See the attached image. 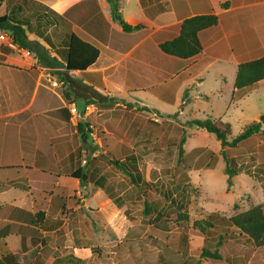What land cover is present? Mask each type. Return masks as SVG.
<instances>
[{
	"label": "crops",
	"instance_id": "1",
	"mask_svg": "<svg viewBox=\"0 0 264 264\" xmlns=\"http://www.w3.org/2000/svg\"><path fill=\"white\" fill-rule=\"evenodd\" d=\"M1 1L29 26L31 49L0 53V254L16 264H87L91 249L78 243L94 237L96 218L108 226L116 223L113 215L126 213L112 198L124 191L109 168L92 160L86 125L96 105L102 107L97 119L104 131L119 138L104 153L139 174L137 157L122 137L137 133L143 115L170 120L200 99L218 98L226 84L224 71L230 73L233 101L264 87L259 81L252 88H234L238 65L264 57V0ZM114 13L133 29L123 31ZM204 14L218 22L198 33V55L181 60L160 51V43L178 36L184 19ZM69 33L98 50L85 71L65 70ZM213 69L222 83L201 89L205 73ZM140 91L176 109L145 106Z\"/></svg>",
	"mask_w": 264,
	"mask_h": 264
},
{
	"label": "rangeland",
	"instance_id": "2",
	"mask_svg": "<svg viewBox=\"0 0 264 264\" xmlns=\"http://www.w3.org/2000/svg\"><path fill=\"white\" fill-rule=\"evenodd\" d=\"M9 9L10 7L3 4L0 14L6 13L11 19H18L13 18V12ZM32 22L33 27H37L34 19ZM43 23L39 27L41 31L46 32L48 28H45ZM0 53L15 55L17 51L0 44ZM1 57L0 60L4 64V56ZM57 64L58 61L55 62V65ZM215 74L214 69L205 73L201 89L208 91L222 83ZM224 76L226 84H222V94L218 98H209L207 101L200 99L191 104V108L184 115L179 116L176 112L170 116V120H163L155 115V121L151 116L143 115V130L140 126L136 134L122 137L123 144L128 148L132 147V152L138 160L140 177L149 181L148 187L139 188L129 176L120 174L111 162L114 158L104 153L105 149L119 142V138L104 131L102 120L97 119L102 107L96 105L92 113L94 118L88 120L89 125L95 129L97 140L92 141L89 137L91 153L95 155L92 160H98L100 165L109 168L108 173L111 171L115 185L124 191L123 197L118 199L114 193L112 198L115 196V202L125 207L126 216L113 215L116 223L108 226H104L96 218L94 237L89 243H78L79 247L91 249L87 254V264H147V259L156 261L160 257L163 261L180 264L183 250L178 244L177 230H171L165 241L154 239L149 225L157 215L184 211L190 221H195L203 219L209 213L231 217L254 206L264 207V132L244 140L235 148L222 149L213 134L190 124L195 120H220L222 124L229 125L230 137L234 138L247 124L259 122L260 115H264V87L247 90L250 92L242 99L233 101L230 94V73L224 71ZM138 95L140 102L145 106L161 111L176 109L160 102L148 92L140 91ZM180 109H184V105ZM261 127L264 128V123H261ZM107 130L111 131V127H107ZM182 137L184 153L178 161L177 150ZM226 160L230 172L234 173L229 182L225 174ZM114 172L124 179V182L119 181ZM144 201L148 203V216L143 215ZM118 220L123 223L120 225ZM127 230V233L133 235L131 239L140 241L134 245L132 252L122 246L116 248L119 237ZM190 243L193 244L188 255L199 251L201 243L204 242L201 238H194ZM223 253L227 258L222 262L203 261L200 264H252L255 251L247 244H239L228 246L223 249ZM245 258L247 259L244 260ZM260 259V262H264V258Z\"/></svg>",
	"mask_w": 264,
	"mask_h": 264
},
{
	"label": "trees",
	"instance_id": "3",
	"mask_svg": "<svg viewBox=\"0 0 264 264\" xmlns=\"http://www.w3.org/2000/svg\"><path fill=\"white\" fill-rule=\"evenodd\" d=\"M3 4L4 3L1 1L0 8ZM221 7L226 8L227 4H223ZM113 10L115 12V5L113 6ZM113 18L119 22L123 31L129 32L133 29L126 25L116 13L113 14ZM217 22V17L213 14L188 17L182 21L178 36L172 40L160 43L159 49L163 54L177 59H190L202 51V46L198 40V33L215 27ZM25 25L26 28L23 27ZM140 27L141 25H137L135 26V29ZM0 29L8 32L12 37L13 43L19 48L28 51L31 49L26 40V30L29 29V26H27L26 23L11 19L6 13H3L0 14ZM63 56L66 71L81 72L85 71L96 62L98 50L94 46L69 33L66 37V50L64 51ZM1 58L2 57L0 56V59ZM0 64H3L2 60H0ZM259 81H264V57L243 62L238 65L234 80L235 89L252 88ZM169 101L173 102V96ZM114 102H116V99H111V103ZM126 106L130 107V104H127ZM138 110L148 112L145 108H139ZM261 123H264V115H260L259 122L253 121L250 124H247L241 133L236 137L231 138L229 125L222 124L219 120L214 122H210L209 120H195L190 122V124H194L207 133L213 134L222 149L235 148L244 140L264 132ZM86 127L88 128V125H86ZM86 133L88 135V129ZM183 144L184 138L182 137L177 150L178 161L183 157ZM111 162L121 173L129 176L137 187H148L150 185V183L144 181L140 177L136 167H125V165L122 164V162H119L115 157ZM225 174L228 176L229 182L234 173L230 172V168L227 166V160ZM71 176L80 180L82 179L75 173ZM147 204L148 203L144 201L143 215L145 216L149 215ZM149 226L151 227L152 234L156 240L165 241L168 239L171 230L175 229L178 231V244L183 250L181 253L183 259L180 264H200L203 261L222 262L227 258L225 257V253H223V249L228 246L233 247L239 244H247L254 248L255 254L252 264H264V262H260V258H264V207L261 205L254 206L247 211L231 217H225L218 213H209L203 219L195 221H190L188 214L184 211H177L171 215H157ZM132 237L133 235L127 233L122 241L117 243L116 248L122 246L128 252H132L134 245L140 243L136 238L131 239ZM194 238H201L204 243H201L199 251L188 255L193 244L190 242H192ZM211 241H213V243H211ZM241 241L246 243H240ZM12 259L13 258L10 255L0 254V264H16ZM246 259L247 258L244 260ZM146 263L172 264L171 261H163L162 257L156 261L147 259Z\"/></svg>",
	"mask_w": 264,
	"mask_h": 264
},
{
	"label": "built area",
	"instance_id": "4",
	"mask_svg": "<svg viewBox=\"0 0 264 264\" xmlns=\"http://www.w3.org/2000/svg\"><path fill=\"white\" fill-rule=\"evenodd\" d=\"M0 44L5 45L6 47H9L16 51L21 50L22 52H25V54H28V52L25 49L19 48L17 45L13 43L12 37L8 32L3 31L1 29H0ZM152 118L153 120L157 121L154 115L152 116ZM87 129H88L89 137L92 139V141L96 142L97 141L96 132L94 127L92 125H88Z\"/></svg>",
	"mask_w": 264,
	"mask_h": 264
}]
</instances>
